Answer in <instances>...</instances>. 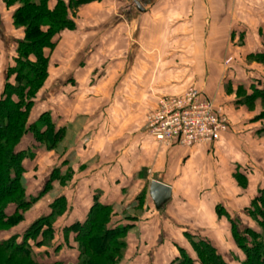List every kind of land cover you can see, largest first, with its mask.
I'll return each mask as SVG.
<instances>
[{
    "label": "crops",
    "instance_id": "crops-1",
    "mask_svg": "<svg viewBox=\"0 0 264 264\" xmlns=\"http://www.w3.org/2000/svg\"><path fill=\"white\" fill-rule=\"evenodd\" d=\"M55 1L49 2V8ZM103 1L81 5L90 16L76 20L74 30L61 32L54 38V49L45 51L51 84L44 90L52 93L51 114L59 120L56 122L53 115V123L64 130L65 143L71 140L67 148L62 146V154L51 169L56 175L54 183L84 182L87 199L79 220L86 217L96 197L112 207L113 225H127L137 237L153 233L155 228L149 222L155 220L168 233L178 230L176 235L200 236L219 251L215 240L227 237L233 242L228 220L240 217L249 207L243 208L264 185V170L242 155L245 133L241 125L245 121L240 117L235 128L239 117L233 112L244 105L229 97L225 87L214 85L222 67L231 89L241 84L250 93V85L258 86L252 77L256 75L246 70L243 78L234 75L232 67L219 62L227 50L223 55L210 54L206 44L218 49L220 42H233L235 37L227 40L217 28H232L233 35L237 26H252L249 17L240 25L235 13L264 9V0H132V5H123V17L118 20L115 12L112 20L104 17L102 11L109 14L114 8ZM15 9L6 8L0 0V56L4 54L5 61L14 57L16 43L23 37L22 31L12 26ZM220 12H225L223 19ZM96 15L99 17L93 18ZM258 25L261 28L264 21ZM188 43H192L191 51ZM4 66L0 94L12 63ZM188 74L194 77L189 80ZM189 81L196 82L194 88L200 90L202 99L222 106L231 130L215 143L165 147L140 126L139 108L154 107L160 94L170 98L181 95ZM239 175L247 181L246 188L233 182ZM153 180L171 188V199L161 210L155 209L149 197ZM71 210L68 206L64 219L79 221L75 215L71 217ZM143 219L151 220L144 225ZM172 234L165 240L174 250L175 244L187 245L183 236L181 240Z\"/></svg>",
    "mask_w": 264,
    "mask_h": 264
},
{
    "label": "trees",
    "instance_id": "trees-1",
    "mask_svg": "<svg viewBox=\"0 0 264 264\" xmlns=\"http://www.w3.org/2000/svg\"><path fill=\"white\" fill-rule=\"evenodd\" d=\"M48 2L3 0L6 8L19 5L13 11L11 21L15 29L22 31L23 37L16 43L12 66L6 71L0 94V264H65L55 257L45 260L47 253L41 251L47 247L48 240L56 237L55 220L66 212L64 197L55 199L48 207V213L36 218L22 234L17 233L18 226L25 221L26 212L50 189L56 178L54 173H50L43 191L34 197L29 195L24 175L34 154L18 147L23 137L30 133L38 143L47 140L52 150L58 146L64 132L53 123L51 112L42 110L36 117L33 111L36 96L49 77V57L45 49L53 50L54 38L63 30L74 28L70 11L90 1L56 0L52 8H49ZM249 56L262 61L264 51ZM249 89L248 101L264 99V88L250 85ZM238 90L242 93L246 91L241 84L237 86ZM237 178L241 181L238 182L240 185L245 184L243 176ZM250 204L248 213L256 217L258 231L239 229L236 222L229 219L231 237L244 254L242 264H264V188L258 191ZM112 217V207L101 204L94 197L85 218L62 225V236L67 240L72 234L80 245L77 253L79 264H99L102 260L113 263L112 258L124 246L119 238L126 234L129 226L113 225ZM187 237L196 260L177 248L181 255L171 264H226L211 243L194 236ZM57 245L51 248L55 253L61 246ZM86 252L97 259L82 261Z\"/></svg>",
    "mask_w": 264,
    "mask_h": 264
},
{
    "label": "rangeland",
    "instance_id": "rangeland-1",
    "mask_svg": "<svg viewBox=\"0 0 264 264\" xmlns=\"http://www.w3.org/2000/svg\"><path fill=\"white\" fill-rule=\"evenodd\" d=\"M50 1L51 0H49V2ZM65 1H68V0H65ZM102 3L113 5V8H114V10L109 14H108V11H105V10L102 11V13L104 14V17L110 16L112 20V17H114L113 13L115 12L116 15L118 16L115 20H118L120 19V17H123L122 14L120 13V10L123 7V5L124 6L125 4L132 5V0H104ZM13 6H15L16 8L19 7L18 4H15ZM225 9L227 10V6ZM91 12L94 13L95 11H91ZM192 12L193 14L195 13L196 15L198 14L197 11L196 12L192 11ZM225 12L227 13V11ZM225 12H220L221 13L220 19H223L225 17ZM96 13L98 12L96 11ZM187 13L189 14L190 10ZM244 13L245 11H242V10L237 11L235 13L236 14L235 19L237 20V22L239 21L238 23L241 25L243 22H246L247 17H249L248 20L249 21L252 20L251 21L252 26L250 27H243L244 25L237 26L236 28H234V34L231 35V32L233 29L223 28V26L221 25L220 29L219 27L217 28L220 31V33L225 34L227 40L228 38L232 39L233 37H235V40L232 39L233 42L229 40V41L218 43L217 44L219 47L218 49L214 48L210 43H207L206 46L208 47L210 54L212 53L217 54L219 52L220 54L223 55L225 50H227L226 57L221 58L219 62H222L224 67H227L228 69H231L229 68V66L232 67V73L235 72L234 75L240 76L241 78L245 76L243 75L244 70L248 71L247 73L249 74L250 72L252 74H255L256 76L253 75L252 77L256 78L255 82H258V86L261 89H263L264 88V60L258 61L257 58L250 57L249 56L250 54L248 52L252 48L253 50H251V52L253 54L261 53L264 51V26L259 28V25H258L259 23L264 21V9L252 10L251 12H246L245 13L246 18L243 17ZM89 14L91 13H87V15L84 14L81 8V5L73 8L72 11H70V16L74 18L73 19L74 27H75L76 20L82 21L83 19L88 18L90 16ZM98 17L99 16L96 15V17H93V18H98ZM208 17H209L208 14L205 13L204 15L205 20ZM112 23H114V20L112 21ZM72 30H74V28L71 29V31ZM190 45H192V43L190 44L188 43V48L191 47ZM210 47L214 48V51H212ZM46 50L48 49H45V51ZM188 50L191 51V48H189ZM48 51H51V50H48ZM3 53H4V50H2V54ZM193 54H194V51H193ZM1 56H0V85L3 79V70H4L3 66L5 63L7 66L11 63V60H9V57H7V61H5L4 57L2 58ZM216 75H217L216 80H214L213 78L214 85L217 87L220 86L221 88L225 87L224 88L225 93L229 97L233 96V98L237 99L240 103H242V105H244L242 108L235 107L236 110L235 112H233L236 114L235 115L237 116L236 118L239 117L238 120L236 119L235 121L236 124L233 123V126L235 124V128L239 126L237 122L239 121L240 117L245 121L244 124L241 125L242 126L241 129L245 133L244 134L245 138H243V140L245 141V147H244L245 150L243 151L242 155L247 160H249L250 163L252 162V164H255L260 169L264 170V117H262L264 115V99L261 100L259 98H256L255 100L252 101V99L249 98L251 100L248 101V96H250L249 95L250 93H248L247 90L242 93L241 90L236 91L234 89H231L225 82L226 78L224 77L225 75H227V73H224V68L221 67L220 73ZM193 77H194L193 75L188 74L189 80L192 79ZM199 77H202V74ZM50 78L51 77L47 78L45 86L39 90L36 96L35 104L33 107V111L35 112L34 114L36 117L38 113L40 112L41 108L44 109V110L42 109L43 111L46 110V111L52 112V108H51L52 93L48 92L50 90H48L47 92H46V89L44 90V88L49 87V85L51 84ZM96 79L99 80L100 77L96 76ZM188 83H189L188 85L192 87L196 86L195 85L196 82L189 81ZM188 87H186V89ZM198 92L199 94H201L200 90ZM163 97L169 98V96L165 94L163 95L160 94L157 97L156 105L154 107L145 106V107L139 108V113H140V115L138 114L140 117L139 123L141 124L140 126H144L146 133H147V118L152 112H154L158 108L159 101ZM243 100H246V101L243 102ZM219 106L223 111L222 106L221 105ZM51 115L52 117L54 115L55 121L59 123V120H57L58 118L56 117L55 113H52ZM227 124H228L227 131L225 133L231 130L229 121H227ZM58 142H59L58 146L51 150L50 147H48L47 140H42L41 143L40 142L38 143L33 139L32 134L30 133L26 134L23 137L18 149H22V150L27 149L32 154H34L33 160L29 163L30 168L28 169V171L25 172V175H24V178L26 180V192L29 195L34 197L43 191L46 185L45 180L49 177L48 174L51 172L53 164L57 162V160L59 159L58 154H62L61 151L63 150V148H67V145L71 144L70 139H69V142L67 140V142L65 143V138L63 139V136L61 139L58 140ZM161 145L165 147L168 146L165 144H161ZM62 146L64 147L62 148ZM59 148L61 149L59 150V152H57ZM54 151L56 152L55 156H53ZM237 177L238 176L234 178L235 181L233 182H241L240 180H238ZM262 182H264V180H262ZM82 183L78 182L75 184L73 182L71 183V182H64V181L53 183L50 189L43 194V196L31 207V209H29V211L26 212L25 221L22 223V225L18 226L19 229L17 230V233L19 232L18 234H22L36 218L48 213L49 212L48 207L54 202L57 196H63L65 198V201L67 204L66 212L69 206L70 210L72 208L70 212L71 217L75 215V220H79L80 216L83 215L81 209L84 208V205L86 204V199H87L86 197H84V189H83L84 185ZM240 187L246 188V184L244 185L241 184ZM263 188H264V185L262 186L260 185L258 188V191ZM248 205L250 206L251 204L247 203L243 208H245ZM248 208L243 210V212L241 213L242 215L240 217L238 216L235 217L233 221L236 222V226L239 229L248 228L253 231H258L257 226L255 224L256 217L249 215ZM130 213H134V212H130ZM113 215H114V212L112 209V216ZM71 220H74V218H72ZM71 220H69L67 217L66 219H64L63 215L56 218L55 224H54V227L56 230V237L55 239L48 240V242L46 243L47 247L45 249H41V251L45 252V254L47 253L48 257H45L46 255L45 256L43 255L45 260L48 261L51 258L55 257L56 260L64 261L65 264H79V258H77V253H78V250H80V245L78 244V241L74 239L72 234H69L66 240L65 237L62 236V232H61L62 227H63L62 225L70 223ZM143 220H144L143 224L145 225L151 219L150 220L143 219ZM149 224L151 228H155V231L152 230L153 233H150V235L148 236L145 235V236L137 237L135 235L136 234L135 231H132L130 227L127 228L126 234H124L123 236L119 238L120 241L124 242V246L120 247L119 248L120 253L115 254L114 256L115 258L114 257L112 258L114 260L112 264H171V262H173L176 258H178L181 255L178 249H183L191 258H193V260H196V256L191 249L187 236L182 235L183 238L186 239L187 245L180 246V245L175 244L174 246H176V248L178 249L174 250V247L170 246L168 240H165V239L170 234L173 233L172 235L174 236V238L176 239L181 238V240H183L181 234L179 235L175 234L178 230H173V231H170V233H168L169 231H166V229L163 228V225L161 226L160 223L157 224L155 220H151ZM199 237L200 236H198V238ZM161 238L162 240L164 239V242L163 243L157 242L158 239H161ZM65 240H66V244H64ZM233 242L227 237H220L218 241L215 240V243L218 244L216 245L219 246V249H220L218 252L220 253V255H222L226 264H242V262L244 261V254L239 249V247ZM58 243L61 244V246L58 249V251L55 253L53 252V249L51 248L52 247L54 248V245L56 246ZM82 257H83L82 261L88 260V259L94 261L95 259H97L95 256L90 255V253H87V252ZM55 259H52V260H55ZM99 264H108V263H107V260H102L100 261Z\"/></svg>",
    "mask_w": 264,
    "mask_h": 264
},
{
    "label": "built area",
    "instance_id": "built-area-1",
    "mask_svg": "<svg viewBox=\"0 0 264 264\" xmlns=\"http://www.w3.org/2000/svg\"><path fill=\"white\" fill-rule=\"evenodd\" d=\"M227 121L220 106L188 87L179 96L159 101L147 118V133L161 144L191 147L218 142L227 131Z\"/></svg>",
    "mask_w": 264,
    "mask_h": 264
},
{
    "label": "water",
    "instance_id": "water-1",
    "mask_svg": "<svg viewBox=\"0 0 264 264\" xmlns=\"http://www.w3.org/2000/svg\"><path fill=\"white\" fill-rule=\"evenodd\" d=\"M139 6L138 2H134ZM149 197L156 210H161L171 199V188L157 181H151L149 184Z\"/></svg>",
    "mask_w": 264,
    "mask_h": 264
}]
</instances>
